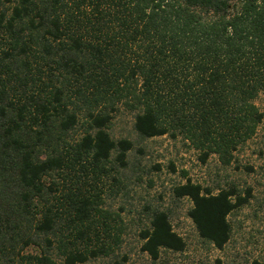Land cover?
I'll list each match as a JSON object with an SVG mask.
<instances>
[{"label":"trees","instance_id":"trees-1","mask_svg":"<svg viewBox=\"0 0 264 264\" xmlns=\"http://www.w3.org/2000/svg\"><path fill=\"white\" fill-rule=\"evenodd\" d=\"M260 94L264 0H0V264L115 255L119 213L101 206L102 188L119 189L129 152H144L110 135L120 108L139 141L180 135L201 161L228 165L264 117ZM217 187L186 178L172 197L191 202L198 236L220 250L252 194ZM138 214L152 261L184 250L170 208ZM249 264H264V245Z\"/></svg>","mask_w":264,"mask_h":264},{"label":"rangeland","instance_id":"rangeland-1","mask_svg":"<svg viewBox=\"0 0 264 264\" xmlns=\"http://www.w3.org/2000/svg\"><path fill=\"white\" fill-rule=\"evenodd\" d=\"M255 104L264 112V94L255 99ZM133 121V113L120 108L109 126L110 135L115 139L127 137L135 142V149L142 147L144 152H129L128 166L119 175L122 185L118 184L119 189H110L107 181L101 194V206L119 213L115 216L117 227L121 229L119 249L114 250L113 257L101 256L85 264H111L113 260H119L120 264H214L216 259L223 264H249L253 259H261L264 245V117L255 134L233 152L228 165L222 164L216 154L201 161L200 151L180 135L139 141ZM155 165L159 168H154ZM186 178L213 188V192H217L218 185L224 187L227 184H234L240 190L251 189L248 203L229 215L231 236L220 250L198 236L187 216L191 202L187 198L175 200L172 197V187ZM146 203L170 208L172 227L186 243L182 252L161 250L159 258L152 261L140 251L138 211ZM27 251L36 252L38 248L31 246Z\"/></svg>","mask_w":264,"mask_h":264}]
</instances>
